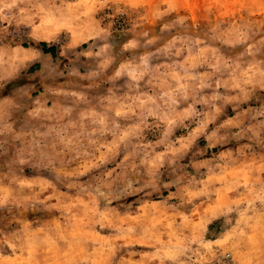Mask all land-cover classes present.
Returning a JSON list of instances; mask_svg holds the SVG:
<instances>
[{"label":"rangeland","instance_id":"1","mask_svg":"<svg viewBox=\"0 0 264 264\" xmlns=\"http://www.w3.org/2000/svg\"><path fill=\"white\" fill-rule=\"evenodd\" d=\"M226 254L264 264V0H0V264Z\"/></svg>","mask_w":264,"mask_h":264},{"label":"trees","instance_id":"2","mask_svg":"<svg viewBox=\"0 0 264 264\" xmlns=\"http://www.w3.org/2000/svg\"><path fill=\"white\" fill-rule=\"evenodd\" d=\"M46 46L47 45H46L45 42H39L38 43V48L39 49H41L44 53H50L51 55H53V48L54 47L51 46V47H47L46 48ZM14 87H16L14 82H12L9 85H7V88H9V89L14 88Z\"/></svg>","mask_w":264,"mask_h":264},{"label":"built area","instance_id":"3","mask_svg":"<svg viewBox=\"0 0 264 264\" xmlns=\"http://www.w3.org/2000/svg\"><path fill=\"white\" fill-rule=\"evenodd\" d=\"M225 257H226V258H225V262H224V264H230L229 261H228V260H230V259H229V254H226Z\"/></svg>","mask_w":264,"mask_h":264},{"label":"crops","instance_id":"4","mask_svg":"<svg viewBox=\"0 0 264 264\" xmlns=\"http://www.w3.org/2000/svg\"><path fill=\"white\" fill-rule=\"evenodd\" d=\"M213 223L212 222H210L209 224H207V230L209 229V227L212 225Z\"/></svg>","mask_w":264,"mask_h":264}]
</instances>
